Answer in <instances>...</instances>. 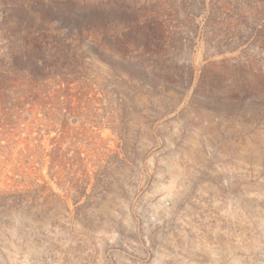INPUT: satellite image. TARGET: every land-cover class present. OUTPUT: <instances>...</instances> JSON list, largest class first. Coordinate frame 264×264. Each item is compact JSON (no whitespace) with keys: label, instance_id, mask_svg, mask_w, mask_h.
I'll list each match as a JSON object with an SVG mask.
<instances>
[{"label":"rangeland","instance_id":"obj_1","mask_svg":"<svg viewBox=\"0 0 264 264\" xmlns=\"http://www.w3.org/2000/svg\"><path fill=\"white\" fill-rule=\"evenodd\" d=\"M0 264H264V0H0Z\"/></svg>","mask_w":264,"mask_h":264}]
</instances>
